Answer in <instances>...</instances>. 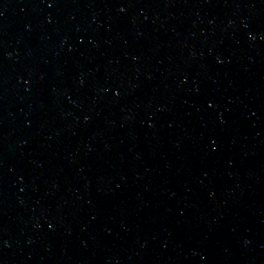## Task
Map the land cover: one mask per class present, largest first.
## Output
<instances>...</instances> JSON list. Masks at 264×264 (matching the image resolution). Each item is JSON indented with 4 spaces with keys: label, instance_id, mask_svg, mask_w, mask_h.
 <instances>
[{
    "label": "water",
    "instance_id": "1",
    "mask_svg": "<svg viewBox=\"0 0 264 264\" xmlns=\"http://www.w3.org/2000/svg\"><path fill=\"white\" fill-rule=\"evenodd\" d=\"M200 264H264V0H184Z\"/></svg>",
    "mask_w": 264,
    "mask_h": 264
}]
</instances>
